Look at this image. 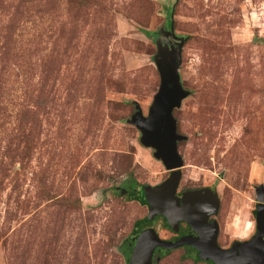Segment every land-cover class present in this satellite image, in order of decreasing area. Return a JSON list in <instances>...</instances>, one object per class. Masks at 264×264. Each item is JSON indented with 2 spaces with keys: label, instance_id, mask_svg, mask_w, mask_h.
<instances>
[{
  "label": "rangeland",
  "instance_id": "1",
  "mask_svg": "<svg viewBox=\"0 0 264 264\" xmlns=\"http://www.w3.org/2000/svg\"><path fill=\"white\" fill-rule=\"evenodd\" d=\"M170 29L187 93L173 112L177 194H216L219 246L254 234L264 0H0V264H129L140 231L177 235L146 221L143 186L170 172L131 123L159 91ZM163 254L153 264H209Z\"/></svg>",
  "mask_w": 264,
  "mask_h": 264
},
{
  "label": "water",
  "instance_id": "2",
  "mask_svg": "<svg viewBox=\"0 0 264 264\" xmlns=\"http://www.w3.org/2000/svg\"><path fill=\"white\" fill-rule=\"evenodd\" d=\"M165 34L171 38L169 44L173 45L169 47V51L160 49L157 55L159 91L147 116L144 117L139 110L131 123L139 130L142 144L155 150V158L161 160L170 174L167 180L157 186H143V204L148 207L146 221L162 216L175 231L178 223L186 222L198 238L191 236L176 242H166L161 240L153 229H146L135 240L129 264H153L156 250L172 251L182 246L195 248L200 259L213 264H264V243H257L261 239L259 231L264 229V214L261 221L259 215L257 217L258 232L253 239L234 243L231 248L225 250L217 245V223H207L209 216H216L218 213L219 202L216 194L200 190L185 193L181 197L176 195L181 178L179 168L182 167L177 143L185 138L177 134L173 112L180 107L187 93L181 86L177 72L180 67L182 39L176 38L171 29ZM258 189V193L262 192V185ZM256 200L264 204L263 198L258 196ZM158 260L159 258H156L155 262Z\"/></svg>",
  "mask_w": 264,
  "mask_h": 264
},
{
  "label": "flooded vegetation",
  "instance_id": "3",
  "mask_svg": "<svg viewBox=\"0 0 264 264\" xmlns=\"http://www.w3.org/2000/svg\"><path fill=\"white\" fill-rule=\"evenodd\" d=\"M258 187L259 186H257V187H255L254 188V211H253V213H252V217L254 218V220H255V228H254V234L252 235V236H248L246 239L247 240H244L243 242H248V241H250L251 239H253L254 238V236L256 235V233L258 232L257 231V217H258V215H259V221H261V218H262V216H263V214H264V204H262V203H259L256 199L258 198V196L260 197V198H263L264 199V186H262L263 187V191L261 192L260 191V193H258V191H259V189H258ZM200 190H203V188H201V189H198V190H196V191H200ZM195 190H192V189H183L181 192H179L178 194L176 193V195L178 196V197H181V195H183V194H185V193H189V192H194ZM259 194V195H258ZM124 196H130V197H132V199L133 200H136V199H134V198H137L136 197V194L134 193H132V191H130V192H128V191H126V192H124ZM134 196V197H133ZM137 201V200H136ZM155 218V217H154ZM213 217L212 216H209L208 218H207V223H211L212 221H213V219H212ZM164 220H165V218H164ZM165 222H166V220H165ZM166 224H167V222H166ZM168 225V224H167ZM168 227H170L169 225H168ZM171 228V227H170ZM148 229H153V228H148ZM146 230V229H145ZM154 230V229H153ZM171 230L172 231H175V230H173L172 228H171ZM142 231H144V230H142ZM142 231H140L137 235H136V237L134 238V243L132 244V249H133V246H134V244H135V240H136V238H137V236L142 232ZM155 231V230H154ZM156 232V231H155ZM175 232H177V235L174 237V239H172V240H167V239H162V238H160L161 240H163V241H166V242H176L177 240H179V239H181V238H183V237H195V238H198V235L192 230V228L186 223V222H180V223H178V225H177V230L175 231ZM259 233H260V236H261V239H259L258 240V242L257 243H261V244H263L264 243V229H260V231H259ZM156 234H157V232H156ZM158 235V234H157ZM159 236V235H158ZM217 238H218V235H217ZM243 242H241V243H243ZM233 244V243H232ZM232 244L229 246V248H231L232 247ZM217 245H218V241H217ZM218 247H220V248H222V249H225V250H227L225 247H222V246H219L218 245ZM180 248H185L186 250H187V252L190 254V256L192 257V259L193 260H195V259H197V258H199V252L195 249V248H193V247H191V246H182V247H180ZM228 248V249H229ZM179 249V248H178ZM175 250H177V249H175ZM173 251V250H172ZM131 252H132V250H131ZM165 252H171V251H167V250H160V251H155L154 252V255H161V254H163V253H165ZM198 261H203V262H208L209 264H213V263H211L210 261H204V260H202V259H197Z\"/></svg>",
  "mask_w": 264,
  "mask_h": 264
},
{
  "label": "trees",
  "instance_id": "4",
  "mask_svg": "<svg viewBox=\"0 0 264 264\" xmlns=\"http://www.w3.org/2000/svg\"><path fill=\"white\" fill-rule=\"evenodd\" d=\"M142 188V187H141ZM134 197V196H133ZM134 199H136L137 201H139V199L138 198H134ZM142 201V200H141ZM143 202V201H142ZM165 253H169V252H165ZM164 255V254H163ZM162 255V256H163ZM161 256V255H160ZM197 259H199V258H197ZM197 259H195L196 261H197Z\"/></svg>",
  "mask_w": 264,
  "mask_h": 264
}]
</instances>
